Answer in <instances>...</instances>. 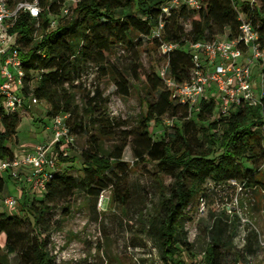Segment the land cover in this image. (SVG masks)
I'll use <instances>...</instances> for the list:
<instances>
[{
    "label": "trees",
    "instance_id": "obj_1",
    "mask_svg": "<svg viewBox=\"0 0 264 264\" xmlns=\"http://www.w3.org/2000/svg\"><path fill=\"white\" fill-rule=\"evenodd\" d=\"M165 1L40 0L38 18L20 13L8 29L22 59L24 95L30 92L49 119L67 114L69 132L84 133L86 147L80 151L79 176L65 173V167L60 166L72 159L56 151L57 166L49 172L40 198L22 186L21 215L0 211V234L4 235L0 264H9L10 255L17 259V264H54L48 249V230L51 223L58 225L60 221H52L50 216L60 204L64 206L61 213L69 214L70 200L76 192L97 199L108 188L112 201L124 205L129 195L125 186L128 164L122 158L129 144L135 160L153 163L156 176L171 179L167 186L156 180L160 187L158 209L148 219L145 230L155 242L163 264H186L182 255L193 256L183 223L196 196L208 197L204 184L235 181L250 189L264 190V97L254 105H237L222 117L215 114L213 98L202 99L199 109L192 111L188 104L170 97L154 67L141 69L139 49L145 43L155 48L160 43L150 37V32ZM235 1L198 0V9L183 5L166 18L161 40L179 45L168 56V70L174 80L189 77L190 43L237 36L238 11L252 24L264 46V0H241L240 9ZM62 8H68V14H63ZM116 47L131 53L127 67L115 65L109 59ZM90 69H95V81L110 76L122 97L129 95L130 88L144 93L145 110L137 126L123 131L118 139L116 130L120 122L108 115V98L102 90L95 86L90 92L82 82L80 87L75 84L76 80L86 79ZM140 75L144 79L136 86ZM81 86L85 92L79 105L75 103L74 90ZM30 112L27 103L14 112H6L0 102V160L13 158L6 143L15 139L19 122ZM164 117L171 119V130L154 138L149 127ZM128 137H132L130 142ZM106 140L114 141L106 147ZM258 162L260 165L253 167ZM5 186L0 175V195ZM226 222L214 218L209 227L204 247L208 264H233L241 256V252L230 253L226 249L235 230L233 222ZM249 246L246 244L245 252Z\"/></svg>",
    "mask_w": 264,
    "mask_h": 264
},
{
    "label": "rangeland",
    "instance_id": "obj_2",
    "mask_svg": "<svg viewBox=\"0 0 264 264\" xmlns=\"http://www.w3.org/2000/svg\"><path fill=\"white\" fill-rule=\"evenodd\" d=\"M236 8L240 9L241 0L235 1ZM139 15V14H138ZM186 23V22H185ZM35 34V33H34ZM131 53L124 47H116L114 55L109 56L115 65L127 67ZM139 62L142 70L146 71L150 67L155 70L162 64V59L157 48L145 43L139 49ZM252 81L258 84L257 65H251ZM129 77V76H128ZM143 75H140L141 85ZM89 80H86L85 90L90 91L91 86L87 87ZM79 87L81 84H78ZM95 86L102 90L103 95L108 98L107 113L110 117L118 120L119 127L116 130V139L123 136L122 132L131 131L137 126V120L144 112L143 91L130 88L128 96L122 97L116 92V87L110 78H97ZM76 88L75 103L80 105L81 97L85 90ZM215 110L217 111V95ZM31 112L23 116L19 122L15 139L8 141L6 145L19 157L27 153L32 146L37 144H48L51 141L50 127L51 119L45 115L44 107L41 104H31ZM173 125L168 117H164L160 123L150 125V134L156 138L164 130L169 131ZM132 137H128L130 142ZM114 140H106L104 145L110 147ZM86 147V135L75 133L73 145H67L64 150L67 158L60 167H65L67 175L79 176L81 174L80 151ZM53 149V148H52ZM50 150L53 151V150ZM52 153V152H51ZM127 164L125 186L129 191L126 203L119 204L112 201L110 190L107 188L101 194L102 197L94 199L85 195L83 192H76L70 200V213L62 214L63 205H58L50 216L52 221L58 219L59 224L51 223L48 230L49 254L52 256L54 264H163L157 253L155 242L146 233V224L151 215L158 209V192L160 187L156 180H161L162 186H167L171 179L167 176H156V166L147 161L135 160L131 153L130 144L123 151V158ZM258 162L253 167H258ZM246 164L250 163L246 161ZM57 166V162H56ZM6 181L3 194L0 195V211L21 215L20 204V181L8 177V172L2 174ZM203 191L208 194L205 201V211L203 214L197 210L200 195L198 194L191 207L186 211L187 220L183 223L186 231L187 241L190 242L193 252L197 254L203 250L208 242L207 232L214 218H221L223 221L234 223V233L228 248L230 253L238 252L233 245V236L237 232L239 219L235 215L226 216L223 209L224 205L232 200H237V207L244 219H247L255 229L264 235V190L250 189L241 183L230 181L224 184H204ZM10 195L17 199L16 208L9 210L2 205V198ZM40 198V195H34ZM233 216L236 219H233ZM190 233H195L192 238ZM4 235L0 234V246L3 247ZM249 250L247 254L254 257L255 264H264V246L258 247L256 234L248 237ZM182 257L186 259L183 255ZM9 264H17V259L10 255ZM187 260V259H186ZM231 263V258H230Z\"/></svg>",
    "mask_w": 264,
    "mask_h": 264
},
{
    "label": "built area",
    "instance_id": "obj_3",
    "mask_svg": "<svg viewBox=\"0 0 264 264\" xmlns=\"http://www.w3.org/2000/svg\"><path fill=\"white\" fill-rule=\"evenodd\" d=\"M0 0V102L6 112H14L18 107L27 103L36 104V99L29 92L24 95V70L15 38L8 32L20 13H27L31 18H38L41 12L40 0ZM72 2L74 0H71ZM185 5L188 8L198 9V0H166L160 7L161 14L152 27L150 37L160 41L157 50L162 58V64L157 69L158 76L163 80L170 97L179 103H186L192 111L198 110L202 99L213 98L217 95V111L219 117L228 115L232 109L242 103L257 104L264 97V46L259 42L258 34L252 24L238 11V34L234 38H218L213 41L199 40L189 44L192 66L189 77L183 81H176L168 70V56L179 45L170 41L161 40L166 18L173 11ZM63 14H68V8H62ZM54 21H51V25ZM38 26V22L35 23ZM257 65L258 84L252 81L251 65ZM96 72L90 69L86 79L76 80L75 84L89 80L87 87L94 90ZM32 83V81H31ZM30 86L32 87V84ZM215 100V99H214ZM216 106V101H215ZM67 114H57L51 121V141L48 144H37L11 160H0V175L8 172L13 179H22L27 184V190L34 195H40L45 188L49 172L56 168V151L62 152L64 146L72 145L74 135L69 132L66 124ZM171 122V119H169ZM56 144L58 149H55ZM53 148V149H52ZM53 150L50 152V150ZM27 168L25 175L20 177L18 169ZM102 197V194L99 195ZM98 197V198H99ZM2 203L9 210L17 205V198L7 195ZM237 200L224 205L226 216L236 215L239 219L237 232L233 236L234 248L240 253L233 264H255L254 257L244 251L247 239L256 234L258 247L264 246V235H261L251 222L244 219L240 209L236 206ZM197 210L203 214L205 201L200 199ZM192 238L195 233H190ZM188 240V239H187ZM189 242V241H188ZM190 243V242H189ZM186 264H208L205 250L193 256L185 257Z\"/></svg>",
    "mask_w": 264,
    "mask_h": 264
},
{
    "label": "crops",
    "instance_id": "obj_4",
    "mask_svg": "<svg viewBox=\"0 0 264 264\" xmlns=\"http://www.w3.org/2000/svg\"><path fill=\"white\" fill-rule=\"evenodd\" d=\"M51 131V130H50ZM14 153V152H13ZM27 171H28V169L27 168H23V167H20L19 169H18V173L20 174V177L22 176V175H25L26 173H27ZM18 185H20V194H21V192H22V186H24L26 189H28L27 188V184L26 183H24L23 181L21 182L20 181V183L18 184ZM2 205H3V203H2Z\"/></svg>",
    "mask_w": 264,
    "mask_h": 264
}]
</instances>
